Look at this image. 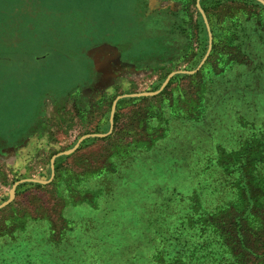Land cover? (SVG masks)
I'll return each instance as SVG.
<instances>
[{"label": "rangeland", "instance_id": "obj_1", "mask_svg": "<svg viewBox=\"0 0 264 264\" xmlns=\"http://www.w3.org/2000/svg\"><path fill=\"white\" fill-rule=\"evenodd\" d=\"M197 3L212 35L204 64L155 96L118 100L109 135L56 158L50 183L17 185L0 210V264H26L27 254L39 264L41 245L66 264H188L198 238L184 230L217 235L213 249L232 264H264V6L254 0H0L11 49L6 64L0 52V204L22 180L49 181L56 154L107 134L117 97L198 68L208 31ZM192 174L204 176L196 193ZM132 177L148 193L132 184L123 194ZM245 212L257 238L233 227ZM96 244L111 249L108 261Z\"/></svg>", "mask_w": 264, "mask_h": 264}, {"label": "trees", "instance_id": "obj_2", "mask_svg": "<svg viewBox=\"0 0 264 264\" xmlns=\"http://www.w3.org/2000/svg\"><path fill=\"white\" fill-rule=\"evenodd\" d=\"M36 1V0H35ZM42 1H46V0H42ZM48 7V9H50V10H53V9H55V7L54 6H47ZM47 13H50V12H47ZM3 16V13H2V11H0V18ZM77 16H81V15H77ZM83 17V16H82ZM82 19H78V18H76V21H81ZM84 21H88V19L86 18V19H83ZM31 22H33V21H31ZM29 24V23H28ZM38 26L39 25H36V28L38 29ZM95 29H96V32L97 33H100V32H105V33H107L106 34V37L107 36H110V34L112 33V32H114V33H112L113 34V37H115V38H126V40H128V39H130V40H132V39H134L135 38V36L133 35V34H129L128 32H129V30H127V32H122L121 31V29H117V30H113V31H106L105 29H103V30H100L98 27H94V31H95ZM120 32H121V34H120ZM133 35V36H132ZM96 37H99L98 35H95ZM101 36H104V35H101ZM120 36V37H119ZM128 38V39H127ZM125 40V41H126ZM129 40V41H130ZM9 39H0V52H2L3 54H2V57H3V59L1 60L2 61V63H4V64H6V63H9V59H7V57L5 58L4 56H9L10 57V53H11V49H8V46H10L9 45ZM145 42H146V44H148L149 42H151V41H149V39H145ZM152 43V42H151ZM140 44H143V43H141L140 42ZM38 53H35V52H18V55H20V56H22V58H24V57H26V58H28V59H30V58H32L33 60H34V58H36ZM41 55H43V54H41ZM51 56L52 55H56V56H59L60 54H50ZM44 56V55H43ZM1 57V58H2ZM63 57V61H62V63L63 64H65V66H66V68H67V71L69 72L70 70H71V68H72V66L70 65V61L68 60L69 58H67V57H64V56H62ZM48 60V57H46V58H43V59H41L40 61H47ZM169 85H170V83H169ZM169 85H167L166 86V88L162 91V92H164L168 87H169ZM116 123H117V114H115V116H114V128H115V126H116ZM114 133L112 132V134L111 135H113ZM183 168H185V167H183ZM55 170H57V167L55 168ZM182 171H177V173H174V172H171V174H170V177L172 176L173 178H174V182L176 181V180H178V179H176L179 175H181V174H183V172L181 173ZM148 175H150V174H148ZM190 177L192 178L191 179V181H188L190 184H191V187H193L192 188V192L193 193H196V186H198V185H200L202 182H203V178H204V176H203V174H201L200 175V177L199 176H195L194 174H192V176L190 175ZM132 178H134L135 179V177H132ZM151 178H152V176H150L149 177V179L148 180H144V182L145 181H148L149 183H150V190H151V186H155L156 185V182H153L152 180H151ZM171 182H173V181H171ZM132 184H136V186H138L139 187V192H146V193H148V190H149V187L148 186H146L144 183H143V181H141V182H139V180H137V179H135V181L132 179V181L130 180L128 183H126V185H125V183H124V185L126 186V190H125V192L123 193V194H128V195H131L132 194V192H133V185ZM186 185V184H185ZM194 185V186H193ZM143 188V189H142ZM145 188H146V190H145ZM169 189H170V187H169V185L168 186H166V188H164L163 189V191H164V194H165V196L166 195H168V191H169ZM171 191H176V189L175 188H172L171 189ZM151 191H149V193H150ZM246 192H247V190H246ZM250 196H247L246 195V198H247V200H248V198H249ZM216 200V199H215ZM215 200H213V201H215ZM140 213H141V209H140ZM134 215V214H133ZM247 215H248V212H245L244 214H242V215H240V216H236L235 217V225L233 226V227H236V228H239V232H244L245 234H246V236H248V234H250V236L251 237H256L257 238V236L260 234V233H258L257 231H255V233H251V231H250V228L248 227V229L246 228V227H243V224H242V222L247 218ZM134 218H136V216H133L132 217V219H134ZM138 219H140L138 216H137V218L135 219L137 222H139V220ZM170 217H168L167 218V221L169 222L170 221ZM134 221V220H133ZM133 223V222H132ZM171 224V223H170ZM103 225H106L107 226V224L104 222L103 223ZM209 227H210V224L209 225H207V228H206V231L209 229ZM199 229V231H200V228H198ZM206 231H204L203 233H205ZM184 232V235L186 236V237H188V238H193V237H196V238H198V243H196V244H194V245H192L191 247H190V249H189V251L185 254L186 255V257H184L186 260H187V263L188 264H232L233 262H232V260L230 259V257L227 255V253L228 252H226L225 250V252L224 251H221L220 253H218V252H215V250L213 249V246H215V243H218L219 241H220V238L218 239V236L217 235H213L211 238L212 239H209V238H207V237H205L204 236V234L203 235H199V234H197L196 232H195V230H193L192 232H186L185 230L183 231ZM258 234V235H257ZM199 235V236H198ZM237 235L239 236V233H237ZM249 238V237H248ZM41 241H42V239H41ZM44 239H43V244H47V245H45V246H48V242L46 243H44ZM30 244H31V242H29ZM42 243V242H41ZM41 243H39V245L41 244ZM18 244V243H17ZM16 244V245H17ZM29 244V247H28V249H30V250H32L33 249V247H31V245H33V244H31L30 245ZM38 245V244H37ZM36 245V246H37ZM89 245H92L91 247H93L94 245L93 244H88V247H89ZM12 246H14L13 244L12 245H10V247H12ZM216 247V246H215ZM38 248H39V246H38ZM47 247H42V245H41V254L42 255H44L45 257H46V259L47 260H43V259H41L40 257H39V264H66V262H57V260L56 259H48V256H49V254H47V252H46V249ZM217 248V247H216ZM213 249V250H212ZM247 251H248V253H250V255H252L253 257L254 256H258V258H255V260H258V259H261V257H262V255H257L256 253H255V251H251V249H249V248H245ZM38 250V249H37ZM98 253H100V255H101V257H103V255L105 254H110V253H112L111 252V249H109V248H107L106 249V247H101V246H99V245H97L96 244V249H95ZM100 251V252H99ZM103 259H104V262H106V261H108L109 259H106L105 257H103ZM28 261V254H27V257H25L24 259H21L20 261H21V263L23 262V263H26L27 264V262L26 261ZM17 261V260H16ZM83 261V260H82ZM116 261V260H115ZM1 262H4V261H1L0 260V263ZM38 262V261H37ZM36 262V264H38ZM121 262V261H120ZM17 263H19V262H17ZM109 263L110 264H113V261L112 260H110L109 261ZM114 264H115V262H114Z\"/></svg>", "mask_w": 264, "mask_h": 264}, {"label": "water", "instance_id": "obj_3", "mask_svg": "<svg viewBox=\"0 0 264 264\" xmlns=\"http://www.w3.org/2000/svg\"><path fill=\"white\" fill-rule=\"evenodd\" d=\"M256 2H258L259 4H261L262 6H264V1L263 0H254ZM197 8L204 20V23L206 24V28H207V31H208V50H207V53L205 55V57L202 59L201 63L199 64L198 68L195 70V71H191V72H178V73H171L167 76L165 82L162 84L161 88L157 91V92H154V93H142V94H136V95H123L121 97H117L115 99V101L112 103V106H111V111H110V116H109V127H110V130L107 134L105 135H94V136H84L82 137L78 143L74 146V148L68 150V151H65V152H61V153H58L56 154L55 156H53L50 160V169H51V176H50V180L49 181H39V180H34V179H27V180H22L18 183H16L11 191H10V196L8 198V200L2 204H0V210L7 207L9 204H11L14 200V197H15V189L17 187V185L19 184H24V183H32V184H38V185H46L48 183H50L53 179V176H54V162L56 160V158L58 157H61V156H68L72 153L75 152V150L77 149L78 147V144L81 143L82 141H84L85 139L89 138V137H95V138H103V137H106L107 135H109L111 133V130L113 129V125H114V113H115V108H116V104H117V101L120 100V99H124V98H139V97H152V96H155L157 94H159L168 84V82L170 81V79L175 75V74H184V75H192V74H195L197 72V70L204 64V62L206 61L208 55H209V52L211 50V44H212V35L210 33V29H209V26H208V22L206 20V17L204 16L199 4L197 3Z\"/></svg>", "mask_w": 264, "mask_h": 264}, {"label": "crops", "instance_id": "obj_4", "mask_svg": "<svg viewBox=\"0 0 264 264\" xmlns=\"http://www.w3.org/2000/svg\"><path fill=\"white\" fill-rule=\"evenodd\" d=\"M139 0H136V2H138ZM138 4V3H137ZM135 8L136 6L134 5V7L132 8V11L135 12Z\"/></svg>", "mask_w": 264, "mask_h": 264}]
</instances>
